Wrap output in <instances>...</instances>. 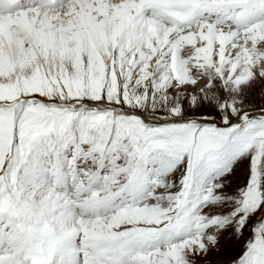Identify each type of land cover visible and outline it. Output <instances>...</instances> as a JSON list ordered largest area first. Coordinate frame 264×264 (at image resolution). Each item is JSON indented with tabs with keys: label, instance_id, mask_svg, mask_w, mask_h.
I'll use <instances>...</instances> for the list:
<instances>
[{
	"label": "snow or ice",
	"instance_id": "obj_1",
	"mask_svg": "<svg viewBox=\"0 0 264 264\" xmlns=\"http://www.w3.org/2000/svg\"><path fill=\"white\" fill-rule=\"evenodd\" d=\"M0 264H264V0H0Z\"/></svg>",
	"mask_w": 264,
	"mask_h": 264
}]
</instances>
